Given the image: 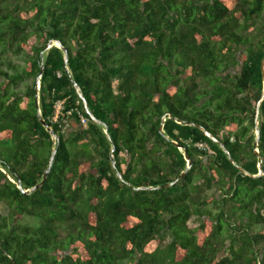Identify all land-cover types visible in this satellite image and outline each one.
Here are the masks:
<instances>
[{"label":"trees","instance_id":"obj_1","mask_svg":"<svg viewBox=\"0 0 264 264\" xmlns=\"http://www.w3.org/2000/svg\"><path fill=\"white\" fill-rule=\"evenodd\" d=\"M262 59L264 0H0V264H264Z\"/></svg>","mask_w":264,"mask_h":264},{"label":"water","instance_id":"obj_2","mask_svg":"<svg viewBox=\"0 0 264 264\" xmlns=\"http://www.w3.org/2000/svg\"><path fill=\"white\" fill-rule=\"evenodd\" d=\"M55 44H57V45H55ZM52 46H57V47H59L60 49H63V58H64V62L67 63V53H66V49L62 48L60 42H58V41H54V42H49V43H47V45H46L45 48H44V51L50 49ZM260 69H261L262 89H261L260 97H259V99H258V101L256 102V105H255V140H254V144H255V145H257V141H258V138H259V129H258V127H257V125H258L257 117H258V115H259V107H260V104H261L262 101L264 100V59H262V61H261ZM42 72H43V65L41 64V65H40V69H39V73H38V75H37V77H36V79H35V83H36L37 85L39 84V79H40V77H41V75H42ZM74 88L76 89V91H77V93H78V95H79V98L81 99V101H82V103H83L84 110H85V112L87 113V115L89 116V118H90L95 124L99 123V122L97 121V119H96V118L90 113V111H89V109H88V104H87V102L85 101V99L83 98L82 94L80 93L79 87H78V85H77L76 83H74ZM37 105H38V101H37ZM38 113L40 114V112H38ZM163 122H164V117L161 118V122H160L159 130L162 129V127H163ZM40 123L42 124V126L45 127L46 131L52 136V138H53V139H56V135L53 133L52 129H51L48 125H46V123L44 122V120H43L42 118L40 119ZM178 123H181V121H178ZM186 125L194 126V127L198 128L200 131L203 132V134H204L206 137H208V138H209L210 140H212L213 142L217 143V144L219 145V147L222 149V151L225 153V155L228 157V160L230 161V163H231L232 165H235L234 160L229 156V152H228V151L223 147V145L220 144V142H218V140H217L213 135H211L206 129H204L203 127H201V126H199L198 124H195V123H190V122H188V123H186ZM108 139H109V137H108ZM174 145L177 146V147H179V148H181L180 146H178V145L175 144V143H174ZM112 151H113V148H112V150H111L110 158H113ZM255 153H257V150H256V149H255ZM54 157H55V150L52 151L51 154H50V157H49V159H48V163H47V167H46V169H45L44 172H43L42 180H41L40 183L36 184L34 187H32V188H30V189H22L21 186L18 185V189H20L24 195H27V193H29V192H31V191H33V190H36V189H38V188L41 186V184H42L43 181L45 180V178H46V176H47V174H48V172H49V170H50V167H51V165H52V162H53V160H54ZM183 157H184V159H185V161H186V168H185V170H184V171H183V172H182V173H181L176 179H174V180H173L172 182H170V183H167V184H164V185H161V186L155 187V188H153V187H149L148 189H151V190H152V189H156V188H168V187H171V186L175 185V184L178 182V180H179L180 178H182V177L185 175L186 171L191 167V161L189 160V158H188V156H187V153H186L185 151L183 152ZM235 166L237 167V169H238L239 171H241L243 174H245V175H247V176H249V177H251V178H254V177H257V176H260V175L263 174V173H262V170H261V167H260V163L258 164V173H257V175H250L246 170H244V169L241 168L240 166H237V165H235ZM117 177H118L119 179H122L120 173H117ZM139 189H143V188H139Z\"/></svg>","mask_w":264,"mask_h":264},{"label":"rangeland","instance_id":"obj_3","mask_svg":"<svg viewBox=\"0 0 264 264\" xmlns=\"http://www.w3.org/2000/svg\"><path fill=\"white\" fill-rule=\"evenodd\" d=\"M8 54H9V57H11L12 60H14V61H16L18 63H22L21 60L14 59L13 55H11L10 53H8ZM0 81H1V78H0ZM24 83H30V80L27 79L26 81H24ZM22 86L23 85H21L20 87H22ZM58 111H59V106H56V114L58 113ZM0 214H5V209L3 208L2 205H0ZM25 221H29V219H25Z\"/></svg>","mask_w":264,"mask_h":264},{"label":"built area","instance_id":"obj_4","mask_svg":"<svg viewBox=\"0 0 264 264\" xmlns=\"http://www.w3.org/2000/svg\"><path fill=\"white\" fill-rule=\"evenodd\" d=\"M56 106H59V109L61 108V107H60V103H57ZM81 122L84 123V119L81 118ZM197 146H198V147H201V144H197Z\"/></svg>","mask_w":264,"mask_h":264},{"label":"bare ground","instance_id":"obj_5","mask_svg":"<svg viewBox=\"0 0 264 264\" xmlns=\"http://www.w3.org/2000/svg\"><path fill=\"white\" fill-rule=\"evenodd\" d=\"M57 45V44H56Z\"/></svg>","mask_w":264,"mask_h":264},{"label":"clouds","instance_id":"obj_6","mask_svg":"<svg viewBox=\"0 0 264 264\" xmlns=\"http://www.w3.org/2000/svg\"><path fill=\"white\" fill-rule=\"evenodd\" d=\"M179 148V147H178Z\"/></svg>","mask_w":264,"mask_h":264}]
</instances>
